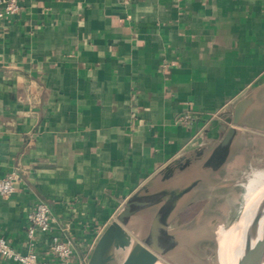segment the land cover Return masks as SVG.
Listing matches in <instances>:
<instances>
[{"label":"crops","instance_id":"0c3cea01","mask_svg":"<svg viewBox=\"0 0 264 264\" xmlns=\"http://www.w3.org/2000/svg\"><path fill=\"white\" fill-rule=\"evenodd\" d=\"M19 5L0 15V178L17 174L14 193L0 194V237L27 252V211L45 202L54 220L37 234L39 256L56 259L55 234L72 244L73 262L87 264L138 194L145 205L125 226L134 240L167 206L178 239L183 210L205 188L237 184L250 163L244 152L264 138V0ZM244 97L253 101L235 125Z\"/></svg>","mask_w":264,"mask_h":264},{"label":"water","instance_id":"95a60500","mask_svg":"<svg viewBox=\"0 0 264 264\" xmlns=\"http://www.w3.org/2000/svg\"><path fill=\"white\" fill-rule=\"evenodd\" d=\"M252 101V98L244 97L236 103L233 117L235 125L242 123ZM235 125L229 128L223 139L222 146L225 151H228L237 133ZM144 205L138 194L128 199L117 218L99 237L87 264H114L116 252L121 249L129 251L119 264H156L161 256L169 254L174 246L180 244L175 235L168 232V212L162 211L163 209L155 216L149 236L141 241L134 240L125 226ZM237 264H264V198L246 230Z\"/></svg>","mask_w":264,"mask_h":264},{"label":"rangeland","instance_id":"374dc122","mask_svg":"<svg viewBox=\"0 0 264 264\" xmlns=\"http://www.w3.org/2000/svg\"><path fill=\"white\" fill-rule=\"evenodd\" d=\"M255 145L254 153L249 154L245 151L243 154L250 158V163L245 164L242 167L243 171L238 173L237 184L229 185L224 190L215 187L205 188L199 192L195 204L184 208L179 227L187 230L178 237V241H186L185 243L191 246L189 250L181 248L175 253L161 256L159 260L161 264L218 263V249L223 240L221 231L230 229L239 221L246 205L247 185L256 172L264 171V138L256 139ZM201 209H205L206 221L202 216L200 222L193 218L184 221L197 215ZM128 251L129 249L118 250L114 264H119ZM194 251H197V255Z\"/></svg>","mask_w":264,"mask_h":264},{"label":"built area","instance_id":"2783aa9c","mask_svg":"<svg viewBox=\"0 0 264 264\" xmlns=\"http://www.w3.org/2000/svg\"><path fill=\"white\" fill-rule=\"evenodd\" d=\"M19 8V0H9L5 5L4 12H1L0 15L4 13L14 14ZM181 120L185 124H191L194 122L195 117L191 114H185ZM16 179L17 174L14 171L0 178V194L5 197L12 195L15 191ZM53 220L50 206L45 202L36 203L27 211L26 234L30 246L29 250L27 252L18 251L7 239L0 237V256L13 264H80L71 260L74 249L70 241L55 234L51 237V247L56 259L48 261L39 256L36 249L37 234L39 231L51 232Z\"/></svg>","mask_w":264,"mask_h":264},{"label":"bare ground","instance_id":"6f19581e","mask_svg":"<svg viewBox=\"0 0 264 264\" xmlns=\"http://www.w3.org/2000/svg\"><path fill=\"white\" fill-rule=\"evenodd\" d=\"M263 198L264 171H259L255 173L247 185L246 205L241 218L230 229L221 231L223 240L218 249L219 264H237L246 230ZM156 264L161 263L158 261Z\"/></svg>","mask_w":264,"mask_h":264},{"label":"flooded vegetation","instance_id":"af4514ba","mask_svg":"<svg viewBox=\"0 0 264 264\" xmlns=\"http://www.w3.org/2000/svg\"><path fill=\"white\" fill-rule=\"evenodd\" d=\"M162 211H164V212H168V207H164L163 208V210ZM206 217L207 216H204V214L202 215V219L204 218V220L206 221ZM201 221V219L199 220V222ZM182 231V230H181ZM149 236V235H148ZM147 236V237H148ZM150 238V237H149ZM186 241H179V245H176V246H174L173 248H172V251L170 252V253H175V251H177V250H179V249H181V248H186V249H188L189 250V246H191V245H187V243H185ZM194 252H196V255H197V251H194ZM199 256V255H198ZM199 257H201V256H199Z\"/></svg>","mask_w":264,"mask_h":264}]
</instances>
